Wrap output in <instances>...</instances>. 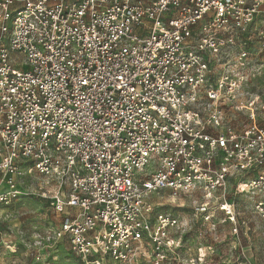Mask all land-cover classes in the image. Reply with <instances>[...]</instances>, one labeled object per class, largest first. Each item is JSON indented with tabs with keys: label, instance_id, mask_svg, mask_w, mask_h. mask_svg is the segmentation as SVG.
Segmentation results:
<instances>
[{
	"label": "built area",
	"instance_id": "built-area-1",
	"mask_svg": "<svg viewBox=\"0 0 264 264\" xmlns=\"http://www.w3.org/2000/svg\"><path fill=\"white\" fill-rule=\"evenodd\" d=\"M262 67L264 0H0V211L37 196L60 217L33 261L65 243L77 264H165V189L235 221L234 180L264 221Z\"/></svg>",
	"mask_w": 264,
	"mask_h": 264
},
{
	"label": "rangeland",
	"instance_id": "rangeland-1",
	"mask_svg": "<svg viewBox=\"0 0 264 264\" xmlns=\"http://www.w3.org/2000/svg\"><path fill=\"white\" fill-rule=\"evenodd\" d=\"M17 68L23 69V66L17 65ZM257 74L258 80L248 91L264 99V67ZM225 109L228 125L241 129L250 123L248 111L238 110L235 103L226 105ZM258 122L264 126V107L259 111ZM26 177L27 184L35 189L44 185L45 178L35 172ZM226 197L237 206L235 221L217 209L215 200L211 202L212 212L208 218L206 212L199 209L205 201L200 193L170 189L153 193L156 211L170 217L172 222L169 234L181 238V245L175 252L166 246L163 251L167 257L165 264H264V221L253 212V199L248 193L236 192L234 180L230 182ZM0 213V264H47L45 261L77 264L65 243L51 251L56 259L51 260L47 254L40 262L32 259L29 246L34 235L43 232L46 221L60 218L46 199L37 196L31 200L21 199L3 206Z\"/></svg>",
	"mask_w": 264,
	"mask_h": 264
},
{
	"label": "flooded vegetation",
	"instance_id": "flooded-vegetation-1",
	"mask_svg": "<svg viewBox=\"0 0 264 264\" xmlns=\"http://www.w3.org/2000/svg\"><path fill=\"white\" fill-rule=\"evenodd\" d=\"M258 80V77L256 76L254 79H253V83Z\"/></svg>",
	"mask_w": 264,
	"mask_h": 264
}]
</instances>
